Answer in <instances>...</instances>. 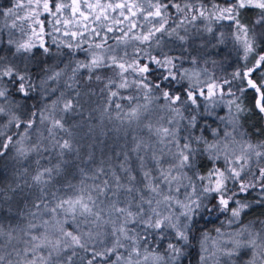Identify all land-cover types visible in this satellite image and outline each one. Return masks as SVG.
Here are the masks:
<instances>
[{"label":"snow or ice","instance_id":"1","mask_svg":"<svg viewBox=\"0 0 264 264\" xmlns=\"http://www.w3.org/2000/svg\"><path fill=\"white\" fill-rule=\"evenodd\" d=\"M9 2L0 264H264V0Z\"/></svg>","mask_w":264,"mask_h":264},{"label":"trees","instance_id":"2","mask_svg":"<svg viewBox=\"0 0 264 264\" xmlns=\"http://www.w3.org/2000/svg\"><path fill=\"white\" fill-rule=\"evenodd\" d=\"M205 3H208V0H205ZM9 6H10L9 0H0V9H6ZM47 17H49V16L47 15L46 18ZM49 21H47V24L45 26V30L47 32H52V27H51V24L49 23ZM56 35H58V34H56ZM5 38H6V33H5ZM45 39L47 40L48 44L51 45L53 53H55L57 51V49H56V46L55 45H52L51 37L50 36H46ZM112 42H113L112 40H109V43H112ZM227 43H229V45H228V47H227V44L225 46L226 47V52H222V53L220 52V55H221L222 60H223V63L227 67L223 68V70L220 73V75L217 74V76H225L228 72H231L232 69H233V67L235 66L234 61H235V57H236V52L233 49V46H232L231 41L230 42H227ZM222 50H224V49H222ZM61 51H67V50L66 49H61ZM166 51H168V50H166ZM229 51L232 52V56L231 57H227V53ZM154 53H156V52H154ZM175 54H177V55L179 54V50L178 49H176ZM76 58H83V55L81 54L80 56H78ZM183 66L184 67H188L190 65L187 64V62H186ZM53 87H55V85H53ZM97 91H98V88H97ZM95 98L98 99L97 101H100V98L99 97H95ZM52 99H55V96H53ZM247 103H248V106L249 107H252L253 101L251 100V94H249V99H248ZM248 123L249 124H253V125H255V127L259 128L262 125H264V117H260L258 115H253V116L250 117ZM13 131H14V129H13ZM250 131H251V129H250ZM253 139L254 140L264 139V136H261V137H253ZM33 159H35V157H33ZM52 162L55 163V160H53ZM3 163L4 162L0 161V164H3ZM6 167L8 168V170L10 172L11 169L14 167V165H13L12 162H8L6 164ZM252 215H259V211H257L256 213H252L249 216H246L245 219L247 220V217H252ZM216 226H219V223L218 222L207 225L208 228H212V227H216Z\"/></svg>","mask_w":264,"mask_h":264},{"label":"rangeland","instance_id":"3","mask_svg":"<svg viewBox=\"0 0 264 264\" xmlns=\"http://www.w3.org/2000/svg\"><path fill=\"white\" fill-rule=\"evenodd\" d=\"M46 16H47V14H44L43 16H41V19L42 20H44L45 21V26H46V24H47V21H49V20H51V17L49 16V17H47L46 18ZM3 23H4V18L2 17V16H0V25H3ZM199 26H202V25H199ZM16 38H19V33H17L16 34ZM230 42V41H229ZM113 43V42H112ZM227 44V47H228V45H229V43H226ZM226 45H223V46H221L217 51H219V52H226V47H225ZM169 47H173L171 44H169L168 45V47H165L163 50L164 51H166V50H168V48ZM222 49H224V50H222ZM128 51L129 52H131L132 51V47L130 46L129 48H128ZM155 52V51H154ZM153 52V54H156V53H154ZM211 59H213V60H216V61H218V62H222L221 64H220V66L219 67H217L216 69H215V74L217 75H220V73L222 72V70H223V68H225V67H227V66H225V64L223 63V60H222V57H221V55H217L216 54V52L214 51L213 53H212V55H211V57H210ZM188 64V63H187ZM190 65V64H189ZM188 67H191V65L190 66H188ZM210 70H211V68H210ZM56 86V85H55ZM61 90H62V87H61ZM93 99V102H94V104L95 103H98V102H100V101H97L98 99L97 98H95V97H93L92 98ZM162 103V102H161ZM94 104H93V106H94ZM219 111V110H218ZM221 114H223V112H221ZM256 213V212H255ZM250 215V214H249ZM248 215V216H249ZM251 217H247V219H250Z\"/></svg>","mask_w":264,"mask_h":264}]
</instances>
